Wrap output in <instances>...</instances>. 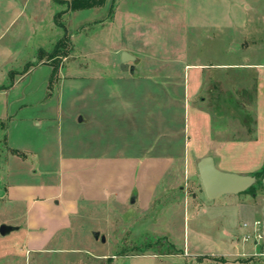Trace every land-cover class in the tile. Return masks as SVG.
<instances>
[{"label":"crops","instance_id":"1","mask_svg":"<svg viewBox=\"0 0 264 264\" xmlns=\"http://www.w3.org/2000/svg\"><path fill=\"white\" fill-rule=\"evenodd\" d=\"M114 2L63 15L71 61L62 62L55 90L39 47L1 82L0 227L18 228L12 243L27 259L99 204L144 215L180 208L177 255L118 261L264 264V184L255 195L211 200L198 169L207 157L242 176L264 167V61L249 62L243 49L245 37L264 35V0H116L111 16ZM43 4L29 19L38 26ZM57 12L52 27L62 37ZM125 52L134 57L128 71ZM12 233L0 235V259L12 255L3 247Z\"/></svg>","mask_w":264,"mask_h":264},{"label":"rangeland","instance_id":"2","mask_svg":"<svg viewBox=\"0 0 264 264\" xmlns=\"http://www.w3.org/2000/svg\"><path fill=\"white\" fill-rule=\"evenodd\" d=\"M37 1L27 0L28 4H26V0H0V36L4 34L0 40V84L6 82L4 80L8 77V70L22 64L20 59L31 56L38 47L47 52L52 51L57 44L56 41L61 38L60 30L54 28V25L52 27L53 15L59 8L53 0L51 9H48L50 6L48 0H44V4L39 7L42 9L41 17L44 19L42 25L38 26L33 21L30 22V15L33 14L31 11H34ZM21 12L23 14L20 15ZM9 25L10 28L7 30ZM244 40L246 44H243V49L249 47L246 52L247 60L259 62L263 59L264 61V51L259 50L264 47V35L253 34L245 37ZM256 46L260 48L257 49ZM244 52L242 51V55ZM35 56L38 58V54ZM70 56L71 51L63 61L65 59L66 62L71 61V58H68ZM13 58L17 61H12ZM247 76L250 79L251 89L254 86V76L252 74ZM58 82L59 80L53 85L54 90ZM245 85L242 84L241 88ZM226 112L232 118H236L237 113L233 108ZM4 150V143H0V151ZM76 150L84 152V149L78 146ZM21 154L25 160L34 159L32 155L24 152ZM189 188L193 189L192 192L195 191L194 185L190 184ZM202 199L207 201L205 196H202ZM94 207L89 213H79L82 216L77 219L79 225L75 224L69 231L61 230L59 236L56 233L52 237L53 243H50L46 250L32 256L29 253L27 259L26 249H22L24 253L22 255L18 243H12L17 235L15 232L12 233L6 238L7 240H4L6 243L3 245L7 250L6 254L12 252V255L1 258L0 264H128V261L124 259L118 261V258L147 252L164 257L169 254L177 255L176 253L183 248L181 236L185 231V217L180 208L165 209L160 212L156 210L144 215L140 209L133 206L118 208L106 203ZM55 230L56 226L52 231ZM96 232H99L100 236H105L107 241L103 243L101 239H96L94 236Z\"/></svg>","mask_w":264,"mask_h":264},{"label":"water","instance_id":"3","mask_svg":"<svg viewBox=\"0 0 264 264\" xmlns=\"http://www.w3.org/2000/svg\"><path fill=\"white\" fill-rule=\"evenodd\" d=\"M134 60V57L125 52L122 56L123 71L129 70V63ZM200 177L202 180L204 192L211 199H217L226 194H239L247 191L251 186L257 183L254 176H242L237 174L225 173L217 169L211 157L203 159L198 165ZM18 228L10 225H2L0 227V235L7 236L16 231ZM96 239H101L103 243L107 241L105 236H100V233H95Z\"/></svg>","mask_w":264,"mask_h":264},{"label":"trees","instance_id":"4","mask_svg":"<svg viewBox=\"0 0 264 264\" xmlns=\"http://www.w3.org/2000/svg\"><path fill=\"white\" fill-rule=\"evenodd\" d=\"M55 3L64 5L65 9L61 10L56 13L55 15V23L58 28L62 29L63 31V36L59 39L55 47L53 48L52 51L47 52L44 50H40L38 54V59L40 61L44 60L47 64H50L53 67L51 79H50V85L49 89L51 91L54 90V84L59 80V74H60V69L62 67V62L63 58L67 57L69 55V52L72 50L69 48L71 45V36L66 30L63 22H62V17L65 13L72 11H83V10H89V9H94V8H100L105 6L107 0H54ZM116 2V0H114ZM115 2L111 6L110 14L114 13V7H115ZM13 153H17L16 151H13ZM22 156V154L20 153ZM257 179V183L251 186L247 191V193H252L256 194L257 191V185L262 186L264 184V167L261 172L252 175Z\"/></svg>","mask_w":264,"mask_h":264}]
</instances>
